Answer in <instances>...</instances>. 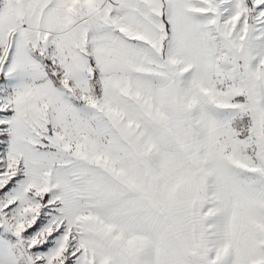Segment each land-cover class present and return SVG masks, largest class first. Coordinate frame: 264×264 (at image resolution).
Masks as SVG:
<instances>
[{
    "label": "snow or ice",
    "instance_id": "snow-or-ice-1",
    "mask_svg": "<svg viewBox=\"0 0 264 264\" xmlns=\"http://www.w3.org/2000/svg\"><path fill=\"white\" fill-rule=\"evenodd\" d=\"M0 264H264V0H0Z\"/></svg>",
    "mask_w": 264,
    "mask_h": 264
}]
</instances>
